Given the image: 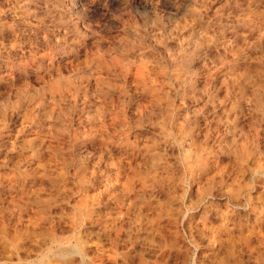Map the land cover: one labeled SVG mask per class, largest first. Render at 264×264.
Segmentation results:
<instances>
[{"label":"rangeland","instance_id":"1","mask_svg":"<svg viewBox=\"0 0 264 264\" xmlns=\"http://www.w3.org/2000/svg\"><path fill=\"white\" fill-rule=\"evenodd\" d=\"M35 195L132 223L44 264H224L227 217L261 241L231 264H264V0H0L6 217Z\"/></svg>","mask_w":264,"mask_h":264},{"label":"bare ground","instance_id":"2","mask_svg":"<svg viewBox=\"0 0 264 264\" xmlns=\"http://www.w3.org/2000/svg\"><path fill=\"white\" fill-rule=\"evenodd\" d=\"M198 161L199 157H194L190 163H197ZM203 165H201V168H203ZM12 201V205L17 209L15 211L13 210L12 212H9L7 214L9 217H6V214H4L9 210L4 207V203L0 202V245H6L11 254L19 255L21 253L20 248L22 247V242L29 240L37 241V239L43 237L47 239V244L45 248L41 246L37 250V252L41 254L38 264H44L46 260H49V262H58V258L68 259V257L72 255H78L81 260L86 263L88 258L82 247L85 241L83 240V236L79 234H83L82 229H85V227L87 228L88 226L93 231H95V233L100 231L114 232L116 236L120 237L121 233L127 226H132V223H126L125 215L121 216L119 214L112 216L109 214V219H105L104 216L100 215L99 211H96L93 202L89 204L83 202L85 201L83 200L82 203L84 204L80 205V208L76 209L73 216L69 218V220L67 219L68 222L64 221L66 224L65 227L67 226V229L65 230L61 225L59 226V221L52 216V212L50 211V206L48 203L42 200L39 196H28L26 200L20 201L23 203L22 205H20L19 201L14 199ZM100 202L101 201L98 203ZM232 224L233 223L230 222L229 217H227L225 222H223L222 227H217L216 230L213 228L214 231L212 238L218 241V244L221 247L220 248L218 246L220 249L226 248V261L224 264H231V260H233L235 257L234 248H238L239 246L243 249L246 248L248 250H253L256 243L261 242L260 239H258L259 237L257 238L256 242L252 240V235L254 232L253 229L249 228V226L245 227V225L242 226V224L240 227H237L236 224ZM242 248L240 250H242ZM237 250L238 249H236L235 252ZM31 252L33 251H30L26 254V264H32L30 260H28L30 257H32Z\"/></svg>","mask_w":264,"mask_h":264}]
</instances>
